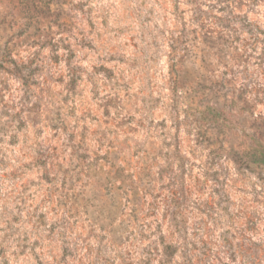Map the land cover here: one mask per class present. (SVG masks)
<instances>
[{
  "label": "rangeland",
  "instance_id": "1",
  "mask_svg": "<svg viewBox=\"0 0 264 264\" xmlns=\"http://www.w3.org/2000/svg\"><path fill=\"white\" fill-rule=\"evenodd\" d=\"M0 264H264V0H0Z\"/></svg>",
  "mask_w": 264,
  "mask_h": 264
}]
</instances>
